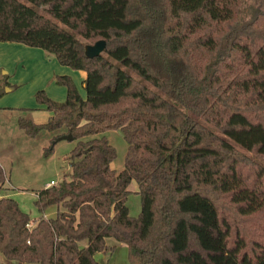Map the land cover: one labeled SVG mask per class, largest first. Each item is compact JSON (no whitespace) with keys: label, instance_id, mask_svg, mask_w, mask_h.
Listing matches in <instances>:
<instances>
[{"label":"trees","instance_id":"obj_1","mask_svg":"<svg viewBox=\"0 0 264 264\" xmlns=\"http://www.w3.org/2000/svg\"><path fill=\"white\" fill-rule=\"evenodd\" d=\"M78 38L104 48L86 57ZM0 41L83 72L84 92L53 75L63 101L36 90L46 121H15L29 137L63 130L43 156L61 136L74 145L68 179L35 193L39 214L58 208L52 218L27 226L0 196L3 257L100 264L110 237L127 264H264V0H0ZM7 79L0 70V96L16 88ZM114 129L126 144L117 172L104 136L83 139ZM4 181L0 166V190Z\"/></svg>","mask_w":264,"mask_h":264},{"label":"crops","instance_id":"obj_2","mask_svg":"<svg viewBox=\"0 0 264 264\" xmlns=\"http://www.w3.org/2000/svg\"><path fill=\"white\" fill-rule=\"evenodd\" d=\"M0 70L8 75L7 81L10 84L16 85L13 91L0 96V166L4 177L7 178L5 169L11 153L15 151L14 154L21 161L27 158H41L42 149L48 140L63 131L41 130L34 137H29L16 127L15 121L18 117L30 119L35 123L46 121L49 113L44 110L43 105L35 102L33 93L41 89L52 101L61 102L65 96V89L54 84L51 77L66 75L76 88L77 85L80 86L83 72L60 65L53 55L40 48L15 42H0ZM50 181L44 183L42 187L49 186ZM57 209L54 205L48 206L39 216L44 219L52 218ZM107 253H95L96 262L107 264Z\"/></svg>","mask_w":264,"mask_h":264},{"label":"rangeland","instance_id":"obj_3","mask_svg":"<svg viewBox=\"0 0 264 264\" xmlns=\"http://www.w3.org/2000/svg\"><path fill=\"white\" fill-rule=\"evenodd\" d=\"M18 1L23 2V0ZM37 11L41 12L39 9ZM78 39L83 42V46L92 44V42H85L81 38ZM76 88L79 95L84 97L83 89L79 85ZM100 136H104L107 142L114 147L116 156L111 162V168L115 172L120 171L123 167V157L126 148L120 131L118 129L106 130L101 133L85 136L83 139L98 138ZM73 145L74 141L62 139L53 146L52 151L47 156L42 155L41 158L32 159L27 158L24 161H21L14 154L15 151L9 155L8 164L5 169V174L8 179L5 178L2 189L0 190V196L9 197L16 202L19 210L28 216L29 226L32 225V220L39 217V213L33 205L36 191L42 188L44 183H47L49 180L57 184L62 178L65 180L68 179L70 170L68 166V155ZM244 153L250 156L248 152ZM126 189L128 193L125 197L124 205L127 208L128 215L135 216L139 211V199L136 193L135 182L131 180ZM104 241L107 246L112 247V251L106 254L108 256L107 264H127L125 244L117 242L110 237H106ZM78 245H85V241H80ZM0 264L36 263H22L15 260H8L0 254Z\"/></svg>","mask_w":264,"mask_h":264},{"label":"water","instance_id":"obj_4","mask_svg":"<svg viewBox=\"0 0 264 264\" xmlns=\"http://www.w3.org/2000/svg\"><path fill=\"white\" fill-rule=\"evenodd\" d=\"M104 48V41L103 40H97L95 42H93L92 44H86L83 46V54L86 57H93V56H97L98 54H100L102 52ZM61 139H65V140H70V136L69 135H64L61 136Z\"/></svg>","mask_w":264,"mask_h":264},{"label":"built area","instance_id":"obj_5","mask_svg":"<svg viewBox=\"0 0 264 264\" xmlns=\"http://www.w3.org/2000/svg\"><path fill=\"white\" fill-rule=\"evenodd\" d=\"M53 183H54L53 181H50V182H49L50 185L53 184ZM27 226H29V224H28Z\"/></svg>","mask_w":264,"mask_h":264}]
</instances>
